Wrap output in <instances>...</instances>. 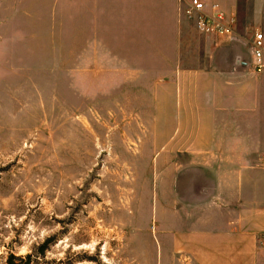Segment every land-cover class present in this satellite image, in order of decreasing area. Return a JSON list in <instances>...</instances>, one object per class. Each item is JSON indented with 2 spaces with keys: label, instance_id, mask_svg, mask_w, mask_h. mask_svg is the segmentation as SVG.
Segmentation results:
<instances>
[{
  "label": "rangeland",
  "instance_id": "1",
  "mask_svg": "<svg viewBox=\"0 0 264 264\" xmlns=\"http://www.w3.org/2000/svg\"><path fill=\"white\" fill-rule=\"evenodd\" d=\"M241 8L229 39L180 0H0V264H194L178 82L264 75Z\"/></svg>",
  "mask_w": 264,
  "mask_h": 264
},
{
  "label": "crops",
  "instance_id": "2",
  "mask_svg": "<svg viewBox=\"0 0 264 264\" xmlns=\"http://www.w3.org/2000/svg\"><path fill=\"white\" fill-rule=\"evenodd\" d=\"M162 1L177 2L136 0ZM202 1L207 9L216 5L238 21L244 4L250 25L264 30V0ZM250 59L251 54L246 67ZM206 77L192 80L197 87L190 92L183 77L178 82L182 110L171 139L182 135L187 140L175 170L192 177L188 193L196 194L189 210L195 222L184 232V249L194 264H264V75H215L212 96L204 90Z\"/></svg>",
  "mask_w": 264,
  "mask_h": 264
},
{
  "label": "built area",
  "instance_id": "3",
  "mask_svg": "<svg viewBox=\"0 0 264 264\" xmlns=\"http://www.w3.org/2000/svg\"><path fill=\"white\" fill-rule=\"evenodd\" d=\"M180 13L194 18L197 29L205 35L231 38L236 34L237 18L213 5L207 9L202 0H180ZM250 66L257 72L264 71V30L255 29L250 40Z\"/></svg>",
  "mask_w": 264,
  "mask_h": 264
},
{
  "label": "trees",
  "instance_id": "4",
  "mask_svg": "<svg viewBox=\"0 0 264 264\" xmlns=\"http://www.w3.org/2000/svg\"><path fill=\"white\" fill-rule=\"evenodd\" d=\"M27 256V258H30V255L28 254V255H26ZM15 258V256L13 255V254H11L10 256H9V258H8V260H7V263L8 264H14V259ZM29 263V261H27L25 264H28Z\"/></svg>",
  "mask_w": 264,
  "mask_h": 264
}]
</instances>
